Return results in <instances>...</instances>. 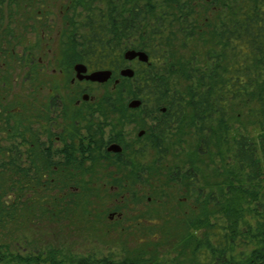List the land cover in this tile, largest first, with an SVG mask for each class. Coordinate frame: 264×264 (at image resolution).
<instances>
[{
	"label": "flooded vegetation",
	"instance_id": "1",
	"mask_svg": "<svg viewBox=\"0 0 264 264\" xmlns=\"http://www.w3.org/2000/svg\"><path fill=\"white\" fill-rule=\"evenodd\" d=\"M16 5L4 8L10 29L0 14V199L20 218L39 204L53 222L77 220L110 250L98 258L51 248L71 259L135 255V237L142 248L158 237L154 244L163 245L167 228L209 214L207 165L194 167L185 158L190 148L176 147L182 133L175 115L183 110L171 105L185 102L146 101L132 96L136 87L121 88L134 81L121 69L144 74L149 66L125 61L126 51L105 60L72 56L64 8L53 14L41 6L19 34ZM117 60L125 66L109 69L106 82L85 78ZM78 65L85 67L79 75ZM133 100L140 104L130 106Z\"/></svg>",
	"mask_w": 264,
	"mask_h": 264
},
{
	"label": "trees",
	"instance_id": "2",
	"mask_svg": "<svg viewBox=\"0 0 264 264\" xmlns=\"http://www.w3.org/2000/svg\"><path fill=\"white\" fill-rule=\"evenodd\" d=\"M13 3L20 12L31 7L34 16L44 5L0 0L2 18ZM63 6L69 26L62 34L72 56L105 60L143 51L147 71L133 70V83L121 88L136 87L132 96L146 101L185 102L171 105L183 110L175 116L189 129L176 142L190 148L185 158L194 167L207 165L212 196V211L182 226L192 230L184 238L194 241L198 264H264V0H66ZM124 64L105 61L101 68L117 73ZM251 127L259 130L256 138ZM37 207L45 216V207ZM18 218L14 204L0 199L3 236ZM10 241L0 243V264H168L157 253L71 259L47 247L23 251Z\"/></svg>",
	"mask_w": 264,
	"mask_h": 264
},
{
	"label": "rangeland",
	"instance_id": "3",
	"mask_svg": "<svg viewBox=\"0 0 264 264\" xmlns=\"http://www.w3.org/2000/svg\"><path fill=\"white\" fill-rule=\"evenodd\" d=\"M65 1V2H64ZM42 6L47 10L49 9L50 12H53V14L60 13L59 11L62 7L63 3H66V0H43ZM29 4V2H27ZM27 4H24L27 5ZM31 4V3H30ZM14 8V7H13ZM17 9V5L15 6ZM12 7L8 10L10 11ZM13 10V9H12ZM33 9L31 7L26 8L25 11H19L17 9V15H18V25H19V31L18 33L23 35L28 32L27 30V18L29 17H36L34 14L32 15ZM9 13V12H8ZM5 22H6V15L7 11H3ZM39 15V14H38ZM14 17L9 16V20H12ZM3 25L6 26V29H10V25H7V22ZM8 27V28H7ZM35 32V31H32ZM12 33V32H11ZM28 38L22 43V47L24 44H26ZM29 43H32L31 41ZM117 76V75H116ZM179 124V130L181 131V136L176 139L185 138V133H187V125L185 123H178ZM234 127L237 128V125ZM249 133L252 138H256L259 135V130L257 128H249ZM237 130H235L236 132ZM185 132V133H183ZM188 136V135H187ZM176 141V140H175ZM176 147H179L180 149H188L186 145L183 143H177ZM175 147V148H176ZM181 155V154H180ZM182 158V157H181ZM174 159L177 160V157ZM35 208V207H34ZM34 211H31L30 209L27 212H24L21 216V218H18L17 225L14 226L12 229V232H4L5 235L3 236L2 229L0 230V243L3 242V240L11 243L12 237L15 239L14 243L19 246L20 249L24 251V249L33 251L35 248L38 250L46 249L47 248H62L63 250H66L68 252L77 254V255H94L95 257H101L104 254L110 253V250L105 245V242L100 241L97 239L96 235L91 230H86L87 228H83L82 225H80L79 221L77 220H70L67 222H61L62 220H59L57 222H53L47 215H43L42 213H39V209H33ZM168 236L165 238V240H162V244L158 243L157 245L154 244L155 241L160 240L158 238H153L148 241L149 244H147L146 247L143 246L139 247L140 245V237H135L133 239V242L137 244L136 252H142L143 254L147 253H157L159 255L158 258L163 260L164 262L168 264H198L202 262L201 258H198V256L195 258L193 252L194 247V241L189 240L184 236L192 234L191 231L184 230V228L180 225L174 224L167 228ZM194 234L198 235L200 234L199 231H194ZM128 249L129 246H126ZM163 248L162 250H158L159 248ZM148 248H151L152 251L148 250ZM238 248H236V253L238 252ZM116 258H123L125 255L132 257L136 256L133 255L131 252L126 251L125 254H114Z\"/></svg>",
	"mask_w": 264,
	"mask_h": 264
},
{
	"label": "water",
	"instance_id": "4",
	"mask_svg": "<svg viewBox=\"0 0 264 264\" xmlns=\"http://www.w3.org/2000/svg\"><path fill=\"white\" fill-rule=\"evenodd\" d=\"M124 58L125 61H131L134 60V58H138L137 60L143 63H147L148 62V56L146 53H144L143 51H135V50H127L124 53ZM76 70H77V74L79 75V73H83L85 72V67H81L80 65L76 66ZM111 70L106 69V70H98L95 71L89 75H86L85 78L91 80V81H98V82H106L107 80H109L111 78ZM134 71L132 68L128 67V68H124L121 69L119 71V75L124 77V78H131L133 77ZM140 104V102L138 100H133L130 102V106L135 107L138 106Z\"/></svg>",
	"mask_w": 264,
	"mask_h": 264
}]
</instances>
